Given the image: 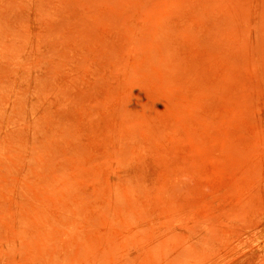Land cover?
<instances>
[{"label": "rangeland", "instance_id": "rangeland-1", "mask_svg": "<svg viewBox=\"0 0 264 264\" xmlns=\"http://www.w3.org/2000/svg\"><path fill=\"white\" fill-rule=\"evenodd\" d=\"M0 264H264V0H0Z\"/></svg>", "mask_w": 264, "mask_h": 264}]
</instances>
